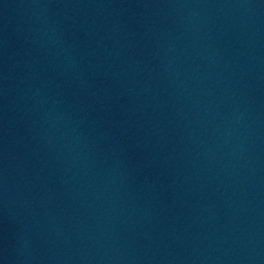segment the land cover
I'll return each mask as SVG.
<instances>
[{"label": "water", "instance_id": "95a60500", "mask_svg": "<svg viewBox=\"0 0 264 264\" xmlns=\"http://www.w3.org/2000/svg\"><path fill=\"white\" fill-rule=\"evenodd\" d=\"M0 264H264V0H0Z\"/></svg>", "mask_w": 264, "mask_h": 264}]
</instances>
